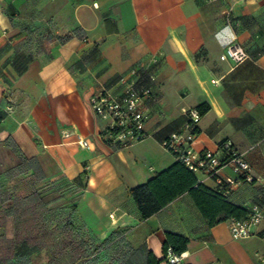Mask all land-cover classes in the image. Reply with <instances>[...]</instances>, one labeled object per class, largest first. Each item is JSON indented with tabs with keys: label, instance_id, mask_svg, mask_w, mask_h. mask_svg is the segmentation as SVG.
<instances>
[{
	"label": "crops",
	"instance_id": "1",
	"mask_svg": "<svg viewBox=\"0 0 264 264\" xmlns=\"http://www.w3.org/2000/svg\"><path fill=\"white\" fill-rule=\"evenodd\" d=\"M229 4L227 24L222 10ZM74 27L82 38L61 42L58 34ZM233 38L249 55L240 64L220 58ZM263 47L264 0H0V175L17 170L29 181L26 188L44 183L52 195L26 260L146 264L148 251L164 257L165 233L173 232L189 239L178 264H264V222L252 236L233 239L227 221L209 226L187 193L140 220L129 194L175 162L157 137L181 124V108L207 103L196 148L216 151L221 140H230L245 152L256 182L239 184L227 199L237 205L264 202V145L255 148L264 135L253 139L264 129V53H257ZM93 48L96 55L84 61ZM22 51L32 60L17 74L12 61ZM152 57L158 102L150 106L146 130L153 137L125 149L107 146L89 94L97 82ZM8 103L14 107L10 115L3 112ZM221 176L234 177L227 167ZM198 178L209 188L218 186ZM37 196L46 198L43 192ZM12 235L9 228L5 237ZM76 236L99 241L100 249L80 259L71 240L62 248L60 237Z\"/></svg>",
	"mask_w": 264,
	"mask_h": 264
},
{
	"label": "built area",
	"instance_id": "2",
	"mask_svg": "<svg viewBox=\"0 0 264 264\" xmlns=\"http://www.w3.org/2000/svg\"><path fill=\"white\" fill-rule=\"evenodd\" d=\"M215 3L221 0H202ZM96 5V4H95ZM222 16L227 24L232 19V4L222 10ZM222 60H230L240 64L249 59L244 47L233 38L220 54ZM157 59L152 57L131 66L125 73L107 82H97L88 96V104L93 113L104 122L99 132L100 140L115 149L129 148L142 140L153 137L146 130L150 117V106L158 102L154 91L156 82L155 65ZM6 115L14 112V107L8 103L3 108ZM182 124L165 138L159 140L161 146L169 152L176 161L183 163L197 176L209 178L218 185H224L227 194L242 183L254 184L256 178L251 174V168L245 157V152L239 151L233 143L226 139L216 151L207 148L198 149L195 146L201 115L197 108H181ZM79 146L88 147L83 138L78 137ZM223 151H226L223 154ZM229 168L234 177L221 176L223 168ZM203 179L198 181L202 183ZM248 210V216L243 219L230 218L227 227L233 239H244L252 236L258 226L264 222V204H243ZM166 262L179 263L181 254H175L167 248ZM264 262V255L260 256Z\"/></svg>",
	"mask_w": 264,
	"mask_h": 264
},
{
	"label": "trees",
	"instance_id": "3",
	"mask_svg": "<svg viewBox=\"0 0 264 264\" xmlns=\"http://www.w3.org/2000/svg\"><path fill=\"white\" fill-rule=\"evenodd\" d=\"M58 35L61 42L71 37L82 38L83 36L81 29L78 27L71 28L69 31L62 32ZM96 53L97 50L93 48L91 56L82 58L85 61L87 58L94 57ZM257 53L258 55L264 53V47L262 50L257 51ZM31 60V53L22 51L14 57L12 66L17 74H21L26 70L28 63H30ZM195 108L198 109L200 115H204L210 109V106L207 103H201ZM182 122L183 118L181 119V124ZM178 127L171 129L170 132ZM168 134L161 138L157 136L155 137H157L158 140H162ZM224 141L225 140H221L218 145L222 146ZM225 153L226 151H223V154ZM224 190V185H218L216 188H209L203 183H200L194 172L188 169V167L180 161L175 160L174 163L158 172L154 177L131 188L129 194L135 204L140 220L148 219L185 193L191 197L194 205L209 226L227 221L230 218H246L248 216L247 208L243 204L237 205L230 202L227 199V194ZM251 203L259 205L264 204V202ZM188 242L189 239L181 234L166 232L163 244L164 253H166L167 248H171L173 253L182 254L186 251ZM24 247L21 246V249L23 250ZM35 247L36 246H26L25 250H23V254H26L28 250L31 248L34 249ZM164 260L166 261L165 254L161 259L156 258L151 251H148L146 254V264H160ZM167 264L177 263L167 262Z\"/></svg>",
	"mask_w": 264,
	"mask_h": 264
},
{
	"label": "rangeland",
	"instance_id": "4",
	"mask_svg": "<svg viewBox=\"0 0 264 264\" xmlns=\"http://www.w3.org/2000/svg\"><path fill=\"white\" fill-rule=\"evenodd\" d=\"M91 52L92 50L86 52L83 55V58L91 56ZM0 94L2 96L5 93L3 92ZM262 135H264V129L262 132L255 131L253 139L261 138L260 136ZM258 141L260 142L257 143L255 148L259 149L264 145V138ZM243 143L244 142H242L240 149H245L246 144ZM15 171H9L0 175V264H5L6 260L8 263L11 255L14 257L12 259L14 262L13 264H16L15 259H17L18 262L21 261L24 264H35L36 261H33L32 263L29 262L28 259L26 260L28 254L26 252V254H23V250H25L26 246H36L38 240L36 237L37 224L40 219H43L45 216H43V211L45 208L44 204L47 200V196L52 197V195L49 196L46 193L47 191H51V188L46 187L44 189V183H36L35 188L28 189L26 188V183L29 181L27 182L26 179L22 178V176L18 173H15ZM251 174L254 176V178H256L252 172ZM34 177L35 178L32 176V179H38V176ZM63 191L66 190H62L61 192ZM42 192L45 193V199L42 197L39 198L37 196ZM51 193L52 192H50V194ZM45 223L50 225V222L45 221ZM9 228L13 230V235L11 238L5 237V235L9 232ZM46 239L49 240V242L52 240L49 237H46ZM59 240L61 242L62 248L63 245H67L69 240H71L77 251L75 254L76 256H79L80 259H84L92 252L96 253L100 249V242L91 241V238L89 237H60ZM21 246L24 247L23 250L21 249ZM64 254L65 253L62 252L61 255L63 256ZM21 257L23 258L21 259Z\"/></svg>",
	"mask_w": 264,
	"mask_h": 264
}]
</instances>
